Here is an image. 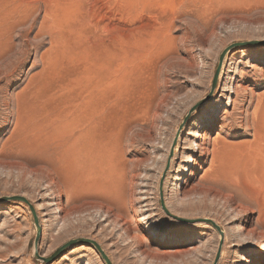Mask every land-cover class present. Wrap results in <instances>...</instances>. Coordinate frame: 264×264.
Here are the masks:
<instances>
[{
	"label": "rangeland",
	"instance_id": "374dc122",
	"mask_svg": "<svg viewBox=\"0 0 264 264\" xmlns=\"http://www.w3.org/2000/svg\"><path fill=\"white\" fill-rule=\"evenodd\" d=\"M263 43L264 0H0V264H264Z\"/></svg>",
	"mask_w": 264,
	"mask_h": 264
},
{
	"label": "bare ground",
	"instance_id": "6f19581e",
	"mask_svg": "<svg viewBox=\"0 0 264 264\" xmlns=\"http://www.w3.org/2000/svg\"><path fill=\"white\" fill-rule=\"evenodd\" d=\"M224 59V58H223ZM222 59V60H223ZM222 63V65H223V61H221ZM220 68V67H219ZM218 75H219V72H218ZM219 77V76H218ZM217 77V78H218ZM217 82V81H216ZM92 85V84H91ZM68 99V98H67ZM66 100V99H65ZM64 100V101H65ZM74 100H76V99H74ZM69 101V100H68ZM67 103V102H66ZM65 104V103H64ZM63 104V105H64ZM76 108V107H75ZM79 109V108H78ZM75 110V111H68V113L64 116V119H65V126H63V127H66V130H67V128H70L71 129V127L72 128H76V127H74L75 125H79L84 119H86L87 117H89V115L91 114V111H89L87 108H84V109H79V110ZM66 111V110H65ZM64 113V112H63ZM65 114V113H64ZM62 120V119H61ZM223 122V121H222ZM91 124V123H90ZM96 124V123H95ZM216 124V122L215 123H212V124H205L204 126H206L207 125V127H204L207 131H210L214 126H216L215 125ZM222 125H223V123H222ZM183 126V125H182ZM83 127V126H82ZM76 130V129H75ZM72 131V133L70 134V140H69V142H67L66 141V143L68 144V143H77V141L79 140V139H85V138H87V135H88V131H87V128L86 129H81V130H78V131ZM96 130V129H95ZM62 131V130H61ZM180 131V130H179ZM181 133H183L182 131H181ZM197 137H196V141H195V143L193 144L194 145V149L196 150V151H194V153L193 154H195L193 157L195 158V159H202V158H204L203 160L205 161V159H206V155L208 154V148H207V146H205L204 145V142H205V140L203 139V135L202 134H200V133H197V134H195ZM194 135V136H195ZM67 136V135H66ZM95 136V135H94ZM89 137V136H88ZM205 137V136H204ZM81 139V140H82ZM174 139V138H173ZM93 140V139H92ZM179 140V139H178ZM80 141V140H79ZM97 142H99V141H97ZM80 143V142H79ZM84 143V142H83ZM85 143H87V142H85ZM72 144V145H73ZM82 144V143H81ZM207 145V144H206ZM96 146V145H95ZM66 147H67V145H66ZM77 147V146H76ZM76 147H75V149H76ZM79 148V147H78ZM77 148V149H78ZM83 148L85 149L86 147H84V145H83ZM58 149V148H57ZM62 149V148H61ZM66 150V149H65ZM69 150H71V149H69ZM80 150V149H79ZM81 150H82V148H81ZM86 150V149H85ZM212 150H214V149H212ZM211 150V152H213ZM60 151V150H59ZM100 151V150H99ZM68 152V151H67ZM79 152H81V151H79ZM87 152H88V150H87ZM215 152V151H214ZM66 153V152H65ZM74 153V152H73ZM75 153H77V152H75ZM170 153V152H169ZM80 154V153H79ZM211 154H213V153H211ZM59 155V154H58ZM68 155V154H67ZM70 155V154H69ZM81 155V154H80ZM80 155H79V157H80ZM91 155V154H90ZM65 156V155H64ZM56 157H58V156H56ZM68 157V156H67ZM78 157V156H77ZM99 158H101V157H99ZM51 159V158H50ZM212 159V158H211ZM214 159V158H213ZM212 159V160H213ZM95 160V159H94ZM212 160H210V161H212ZM77 161V160H76ZM75 162V161H74ZM76 163V162H75ZM49 164L51 165V163H50V161H49ZM56 165V164H55ZM106 165V164H105ZM52 166V165H51ZM78 166V165H77ZM85 166V165H84ZM102 166H104V165H102ZM166 166V165H165ZM83 167V166H82ZM89 167V166H88ZM112 167H113V165H112ZM111 167V168H112ZM195 167V161L193 160V159H190L189 161H188V163H187V165H186V167L181 171V173H180V176L178 177V179H177V181H178V183H180V182H182V183H185V177H187V176H189L191 179H193V178H195L196 176H198V174H197V172H195V171H193V168ZM56 168V167H55ZM109 168V167H108ZM107 168V169H108ZM167 168V167H166ZM113 169V168H112ZM111 170V169H110ZM167 170V169H166ZM52 171V170H51ZM111 172V171H110ZM163 178V177H162ZM177 183V185H176V188H178L179 187V184ZM163 195V194H162ZM160 198V197H159ZM162 198V197H161ZM163 199V198H162ZM166 209V208H165ZM263 210H264V208H262ZM264 213V212H263ZM261 215V214H260ZM208 220V219H207ZM262 220V219H261ZM211 221V220H210ZM211 222H213V221H211ZM262 222V221H261ZM214 223V222H213ZM204 224V223H203ZM215 224V223H214ZM245 224H249V222H247V221H245ZM216 225V224H215ZM260 225V228H262V229H264V224L263 223H261V224H259ZM242 232L244 233V236H245V238H246V240H244L246 243H243V244H249L250 243V241L251 240H254V241H257L258 243H260V244H262V246L264 247V237L257 231V230H255V229H251V228H247V227H244V228H242ZM219 234V233H218ZM221 234H222V237H223V233L221 232ZM220 236V235H219ZM238 238V237H237ZM220 243L221 242H223V239L224 238H221L220 237ZM227 239V238H226ZM235 240V239H234ZM242 239H239V240H237V241H235V242H233V243H231L230 244V246L228 247V248H235V247H240L241 245H242V242H244V241H241ZM161 241H159V243H160ZM220 243H219V245H220ZM222 245H223V243H221ZM220 247H221V245H220ZM244 248H246V250H245V252H244V257L243 256H241V260H240V262H241V264H252V257H253V251H252V249H251V247H244ZM253 248V247H252ZM240 249V248H239ZM219 250V249H218ZM231 252V251H230ZM229 252V253H230ZM234 252V251H233ZM175 253H177V250H175L174 248L173 249H170L169 251H167L166 253H165V255L166 256H172V255H174ZM45 256L46 255H43L42 257H40L41 259H44L45 258Z\"/></svg>",
	"mask_w": 264,
	"mask_h": 264
},
{
	"label": "water",
	"instance_id": "95a60500",
	"mask_svg": "<svg viewBox=\"0 0 264 264\" xmlns=\"http://www.w3.org/2000/svg\"><path fill=\"white\" fill-rule=\"evenodd\" d=\"M250 44H253V43L252 42L251 43H235V44H232L229 47H227L221 53V55L219 56V62H218L217 69H216V71L214 73V76H213V81H212V84H211V92L214 90V88H215V86L217 84L216 81H217V77H218L219 67L221 65V61H222L223 57L225 56V54L227 52H229L230 50L235 49V48H237L239 46H242V45H250ZM254 44L262 45L261 42H256V43L254 42ZM210 95L211 94H209L206 97V100L210 97ZM161 192H162V190H161V187H160V198L162 197ZM0 201L1 202H5V201H18V202H22V203L26 204L29 207V210L31 211V214L33 216V222H34V225H35V228H36V237H35V241H34L35 242L34 243L35 244V249H36V245H37V242H38L39 237H40V227H39L38 220H37V217L35 215V212H34L33 208L31 207V205L24 198H21V197H10V198L4 197V198H0ZM161 206H162L163 210L165 211V213L168 214L167 213V210L165 209V206H164L162 200H161ZM196 222H202V223H205V224H208V225L212 226L219 233L220 237L222 238V234H221L220 229L217 227V225H215L210 220H200V221H196ZM190 223H193V222H190ZM75 244H87V245L92 246L100 254V256L104 260L105 264H111V262L109 261V259L105 255V253L101 250V248L98 246V244L95 243V242H93V241L86 240V239L71 240V241L67 242L65 245H63L61 248H59L58 250H56L51 256H49L47 258H44V259H41L37 255V253L35 251V257L38 260H41L44 263L49 264V263H52L66 248H68V247H70L72 245H75ZM219 254H220V248L218 250V254H217L216 260L218 259Z\"/></svg>",
	"mask_w": 264,
	"mask_h": 264
}]
</instances>
